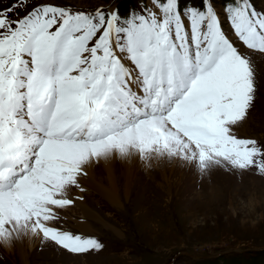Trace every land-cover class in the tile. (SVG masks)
Instances as JSON below:
<instances>
[{"label":"snow or ice","instance_id":"6c2138e0","mask_svg":"<svg viewBox=\"0 0 264 264\" xmlns=\"http://www.w3.org/2000/svg\"><path fill=\"white\" fill-rule=\"evenodd\" d=\"M264 10L253 0H75L0 6V248L40 238L100 252L64 228L88 170L167 160L206 175H264V143L239 138L260 89ZM86 216L98 219L88 209Z\"/></svg>","mask_w":264,"mask_h":264},{"label":"rangeland","instance_id":"374dc122","mask_svg":"<svg viewBox=\"0 0 264 264\" xmlns=\"http://www.w3.org/2000/svg\"><path fill=\"white\" fill-rule=\"evenodd\" d=\"M108 2L75 0L82 10ZM253 2L264 10V0ZM259 68L257 99L236 134L264 143V62ZM132 166L128 172L123 165L120 170L112 165L109 177L99 175L98 169L94 177L88 173L82 186L90 193H81L83 204L64 212L66 217L84 220V207L98 218L74 223L65 219L64 224L78 233L95 235L104 245L100 252L71 255L41 242L33 252L26 237L21 254L17 247L14 253L0 248V264H22V256L25 264H229L231 256L259 254L262 257L255 264H264V175L255 169L240 173L223 168L200 175L192 167L167 160L145 167L136 159ZM98 167L103 169L101 163L93 169ZM74 194L80 196L79 191ZM110 195L115 202L107 198Z\"/></svg>","mask_w":264,"mask_h":264},{"label":"bare ground","instance_id":"6f19581e","mask_svg":"<svg viewBox=\"0 0 264 264\" xmlns=\"http://www.w3.org/2000/svg\"><path fill=\"white\" fill-rule=\"evenodd\" d=\"M119 160H121V159H118V158H114V159H112V160H110V161H108V162H101V164H102V166H103V169H100L101 167H98V168H96V169H93V167L92 168H90L89 170H88V173H91L92 175H90V176H93L94 177V174H95V170L97 171V169H98V171H99V175H101V174H107V177H109L108 176V169H110L111 168V166L113 165L114 166V168H118V170H120V168H121V166L123 165L124 167H125V170L127 169V171L128 172H130V170H131V168L133 169V167L134 166H132L134 163H135V161L136 160H130V161H125V160H121V162H119ZM155 162H153V164H154ZM109 164V165H108ZM100 165V164H99ZM107 165L109 166V168L107 169ZM89 176V177H90ZM102 180H103V178H101ZM91 181V180H90ZM92 182H94V181H92ZM93 184V183H92ZM99 191H101V190H99ZM101 193H102V191H101ZM111 202H115V199H114V197L112 196V195H110V196H108L107 197ZM77 205L78 206H81L82 204L80 203V202H77ZM83 209H85L84 207H81V210H83ZM83 213H84V215H85V212L83 211ZM84 220H85V222H87L88 221V219L90 218L89 216H84ZM24 240V239H23ZM36 240H38V241H36ZM41 242V240H40V238H36V237H30V239H29V241H28V243H27V245H28V248L31 250V251H33L34 252V249L37 247L36 246V244L37 243H40ZM16 243H14L12 246H10V247H8L7 249L8 250H11V253H14V249H16V247H17V250L18 251H20V254H21V251H23V241L22 242H17V244L15 245ZM47 245H48V243H46ZM49 246V245H48ZM29 250V251H30ZM17 252V251H16ZM10 253V252H9ZM66 257H68V258H70V257H73V258H77L78 259V257H74V256H71V255H65ZM23 258H22V260H23V263L22 264H25V263H27L25 260H24V256H22ZM94 258H96V257H94ZM71 259V258H70Z\"/></svg>","mask_w":264,"mask_h":264},{"label":"trees","instance_id":"16d2710c","mask_svg":"<svg viewBox=\"0 0 264 264\" xmlns=\"http://www.w3.org/2000/svg\"><path fill=\"white\" fill-rule=\"evenodd\" d=\"M263 251H264V250H263ZM261 254H264V252L261 253ZM232 258H235V259H241L240 257H237V256H233Z\"/></svg>","mask_w":264,"mask_h":264}]
</instances>
